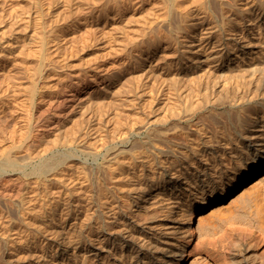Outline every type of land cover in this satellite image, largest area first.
Here are the masks:
<instances>
[{"label": "rangeland", "instance_id": "1", "mask_svg": "<svg viewBox=\"0 0 264 264\" xmlns=\"http://www.w3.org/2000/svg\"><path fill=\"white\" fill-rule=\"evenodd\" d=\"M195 1L0 0V156L2 155L0 159H7V157L16 158L14 161H10L9 158L7 159L8 161L4 159L5 161L3 162L7 163L10 161L7 164V170L4 172L9 178L5 175L0 176V264H69L71 256L74 257V264H83L84 259L88 258L86 250H89L85 243H91L100 236H120L119 238H121L122 236L130 237V235L133 236L134 234L136 235L134 237L137 238L136 241L142 240L143 242L147 233L152 234L156 231L163 236H167V239H170L172 238V234L169 233L172 230L170 227H166L170 223H173L170 224L173 226L177 225V232H184V234L188 235V239H192V244L190 245V248H192L190 250L193 248L195 250L197 247L195 251L192 250L194 254L191 252L188 255L185 264H214V254L218 252L214 251V254L212 253L215 249H213L214 246L211 242L215 241L214 238L216 237V241L220 244L222 242L221 238L224 237V234L226 235L227 230L233 224L232 222L234 224L236 222V226L240 225L247 229L248 227L253 228L256 234L255 237L259 239L261 246L264 247V234L259 235V232L262 234L264 231L257 226V222L255 223L260 217V214L258 216L255 215L260 205L262 207L260 209L264 214V187L260 192L246 197L235 206L234 211H238L235 214L239 213V216L236 214L238 217L236 219L238 220L231 221L229 213L227 214L228 216L224 215L227 217L216 218L217 222L214 220H211L214 223L211 221V223L206 222L205 227H199V219L206 214L203 212L217 204L218 201L200 205L199 201L205 197L206 191L201 188L192 187L194 184L197 185L195 180L199 181L198 178L200 176L204 177L202 174L217 162L226 167L227 170L234 168L235 162L232 152L236 143H241L242 140L246 139L249 142L251 141L252 145L259 148L257 152L264 151V144H260L262 142V138L260 137L264 136V61L262 60L264 59V7H262L264 6V0H261L263 1L261 4L260 0H257V2L256 0L239 1L240 5H243L245 9L252 7L248 9L252 14L242 17L235 16L231 12H229V16L228 14H222V8L220 9L219 7L222 6L220 2L223 0L213 1L214 3L216 2L215 5L217 1L221 5L217 4L218 7L217 5L214 7L218 11H216L217 9L213 11V7H211L214 5L213 3L209 6L211 7L210 9L206 7V10L204 9L203 12L198 9ZM209 12L211 14L213 12L214 14L211 15ZM218 12L221 16H218ZM210 15L212 19L209 18ZM206 18L211 19L208 24L206 23ZM215 19L221 20L223 24L221 21L219 24V20L215 21ZM229 19L232 20L230 21ZM211 22L212 24L215 23L213 24L215 27L212 26ZM260 22L261 24L258 26L257 24ZM218 26L219 28L221 27V30ZM209 29H212L211 31L215 35L217 33L215 36L216 41L218 40L217 43L221 44L226 39L230 40V44H235L229 53L225 52V48L220 50L223 45L221 47L217 45L219 50H217V46L215 48L211 46V50H208L209 53L205 51V45L208 42L205 40V37L210 33ZM216 29L217 31H215ZM224 30L225 32L222 33ZM6 31L7 33H5ZM218 34L220 36L225 35L220 37ZM234 35L237 37V41L231 40ZM202 40L206 42L204 43ZM219 51H221L222 55ZM213 52L216 53L213 55ZM209 54H212V57L214 56L211 59L212 61L210 60L211 56L210 58L207 57ZM202 55L207 56L203 57ZM199 58L202 60L200 61ZM164 65L166 68L163 67ZM210 68L214 69V71L209 78L207 74H211ZM185 70V73H188L187 76H184L186 74L182 73ZM214 73L215 75L217 74V78L215 79ZM180 77L184 79L187 77L185 80L189 84L191 83L190 85L193 88L185 92L184 86L182 87L178 83ZM188 77L189 79L193 77V79L188 80ZM168 80H171V83ZM141 83H143L142 86ZM193 83L196 85H193ZM78 86L81 88L77 89ZM174 86L175 88L171 91L170 89ZM194 86H199V88L197 87L198 90H195L197 88H194ZM164 89L173 92H170L171 102L165 101V95L162 94L164 91H161ZM176 90L179 92L178 94ZM117 91H120V93ZM112 92L117 93L114 95ZM181 92L185 98L184 100L183 97L181 98ZM180 93L181 96L179 95ZM175 94L178 97L180 96L179 100L181 99L182 101H180L184 102V105L178 102V100L176 101L178 98H176ZM185 100L187 101V105ZM202 102L206 104L203 105ZM209 102L214 105H211ZM191 103L193 105H190ZM173 106H177L178 111L175 110L176 112L173 111L171 113L172 110L177 109L176 107L173 109ZM191 107L193 108L191 109ZM197 107L200 108L197 109ZM179 110H181L182 115ZM192 110L194 112H191ZM227 112L236 116L235 122L228 119ZM167 114L169 117H167ZM177 114H179L178 117H184L179 118V120L183 121H177ZM171 115L173 118H171ZM162 119L167 121L168 126L166 128L165 125L160 123H164ZM167 119L170 120L169 124V120ZM171 119L173 123H171ZM175 121L177 122L174 123ZM213 127L215 129L214 132H216L215 134L213 133ZM220 127L223 128V131ZM150 131H156L155 133L159 132L163 135L166 134L165 136L168 134L172 139L178 137L183 144L176 145L172 141H168L170 142L168 144L167 140L163 141L161 137H156L155 141L152 139L153 142L150 141V143L152 142L150 144L145 138L149 135ZM217 132H219V135ZM223 134H225V137ZM210 135L212 138L215 135L214 140L209 137ZM123 138H126L125 142L127 144H125L124 148L118 144L121 140H124ZM208 139L210 140L208 144L211 143V146H206L208 144H205ZM22 141H25V143ZM102 141L103 143L105 141L111 142L112 144L108 142L109 148L115 146L114 148L118 149L119 146L121 150L124 149L127 152L131 151L133 153L135 151L139 154L142 151L144 154L140 153L141 159L137 155L138 157L134 161H128L129 159L126 156L130 154L123 156L125 153L122 152L119 156L115 155L116 150L113 148L112 150L108 148L105 150ZM21 143L25 146H21ZM31 143L34 145V148ZM166 143L170 145L171 149L167 147ZM26 144L28 146L30 144L29 147L33 149L30 148L29 151ZM152 144L153 147L151 146ZM148 145L150 148L152 147L153 151ZM131 146L132 148L134 147L132 150ZM26 148L27 151L25 150ZM167 148L169 149V154L165 155L166 152L164 150ZM110 151H113V154L110 155L111 158H109L110 156L105 158L104 154ZM117 151L120 150L118 149ZM135 152L133 153L134 156L137 154ZM38 153H42V157ZM24 155H30L31 158ZM57 155L58 157H56ZM32 156L35 157V160ZM62 157H68V160H63L64 158ZM47 158L49 161L53 159L63 161L46 172L41 169L45 163L49 162H46ZM120 159L127 160L126 164H122ZM29 160L31 163L28 162ZM14 162H18L19 166L22 163H28L26 165L22 164V169L19 166H17L18 168L14 166ZM112 162L115 165L110 164ZM141 162L144 163L141 164ZM117 163L119 167L122 166V169L118 167ZM135 163H138V166ZM11 164H13L14 169L11 168L12 166H8ZM62 164L64 165L62 166ZM108 165H112V167L110 168ZM24 166L27 167L25 168ZM115 166L118 167V170H116L117 167L115 168ZM8 167L10 168L8 169ZM101 167L104 171H100ZM141 167H145V172H143L144 170ZM112 168L115 171L112 170V172ZM138 170L140 173L142 171V173L140 174ZM97 171L98 173L109 172L105 173L106 175H103L104 173L101 175ZM116 171L117 173H115ZM263 171L264 169L242 181L237 188L227 195L225 200L229 202V198L232 194L238 192L242 184ZM20 174L22 176H19ZM109 174H115V177ZM183 174H187L188 176L183 178ZM99 176H102L101 181H99ZM158 177L160 178L158 179ZM165 179H168V181L170 179H179L180 182L185 179L189 180L188 182H192V185L182 183L185 186L182 194L184 195L186 192L190 194L184 199L186 202L181 200L186 203L185 206H182L183 202H175L173 200L174 198L171 196L173 191L169 189V186L163 185ZM102 181H105L106 184ZM114 181L117 183H114ZM21 182H23V185ZM109 182L114 184H109ZM16 183L20 187L16 186ZM11 184H14L18 188L15 189V186ZM117 184L118 186L116 187ZM99 185H103L104 187L100 186V189ZM94 186L97 188V191ZM105 187L108 190L107 192ZM85 188L89 189L87 190V194ZM10 189L15 190V194ZM99 189L102 191L100 192ZM18 190L19 192L16 195ZM4 193L8 197L4 196ZM10 193L11 195H9ZM19 193L20 196H18ZM90 193L98 200L92 198L93 196ZM13 194L15 198H13ZM105 194L107 195L105 197L108 199L104 197ZM138 194L140 196H137ZM9 196H13L11 197L13 200ZM86 196L88 200H85ZM116 196L118 198L114 202ZM145 199L148 200L146 201ZM100 200L106 201L105 203L102 202V205L106 204V206L104 205L105 207L100 206ZM89 201L93 204L89 203ZM148 201H151L150 204ZM153 201L160 202V205H158V202L154 204ZM151 203L154 205L150 206ZM258 203L259 206H257ZM167 204L168 206H166ZM245 204L246 207L244 206ZM195 205L200 206L198 211L190 213ZM249 205L252 206L249 207ZM92 207L96 209L94 210ZM116 207L119 211L116 210ZM168 207L172 211L168 212ZM110 208L113 211H110L112 210ZM253 209L258 210H255V213H253L251 211ZM90 210L94 213H91ZM83 211L89 214L88 217ZM240 215L243 217L240 218ZM83 216L87 218L85 219ZM95 216H98V218ZM192 217L193 220H191ZM249 217H254V219L250 218L252 220H249ZM84 219L90 221L86 222ZM123 219L126 220L124 221ZM224 219H226V222L231 221L230 223L228 222L229 225L225 223ZM82 220L83 222L81 223ZM142 220L143 223L141 222ZM127 221L131 222L130 227L134 228L127 230L125 228V224L129 223ZM85 222L86 224H84ZM89 222L90 224H88ZM191 223L195 228L194 235H192L189 225ZM215 223H218L219 227ZM97 224L103 227L101 228ZM85 225L86 228L84 229L83 226L85 227ZM121 226L124 227L121 228ZM157 226L162 228L163 232L167 228L166 232H164L165 234ZM108 227L109 229H107ZM38 228H40V231ZM141 228H144L142 232ZM158 228L159 231L157 230ZM150 229L154 230V232H151ZM42 231L45 234L41 233ZM214 231H216L215 234L213 233ZM83 232H86V234H83ZM118 232L121 233L118 234ZM77 233L87 237L80 236ZM143 233H146V236ZM57 235L60 238H57ZM173 235L175 234L173 233ZM84 238L87 239L86 242ZM63 239L67 240L63 242ZM75 239H78V242ZM94 241V245L92 244V246L96 248L93 249L91 254L93 258L90 255L91 263L89 262V264H119L120 257H124L128 250L126 242L120 239L118 241L122 242H119V245L109 244V247L113 248H111L113 251L109 252V254L113 252V256L111 254L109 256L107 247L101 244L104 242H99V238ZM171 241L175 242L174 245H170V248L176 250V245L180 241L178 242V239L175 240L173 238ZM98 242L99 245L97 244ZM193 245L196 246L193 247ZM209 245L210 247H208ZM92 246L89 245L88 248H92ZM199 247L201 248L199 249ZM102 249L105 250L103 251ZM209 249L211 252H208ZM206 250L207 252H205ZM84 252L87 256L84 255ZM115 252L119 254V257H117L118 254ZM209 254L212 255L209 256ZM75 256L78 258L76 259ZM98 260L99 262H97ZM167 263L166 260L165 264Z\"/></svg>", "mask_w": 264, "mask_h": 264}, {"label": "bare ground", "instance_id": "2", "mask_svg": "<svg viewBox=\"0 0 264 264\" xmlns=\"http://www.w3.org/2000/svg\"><path fill=\"white\" fill-rule=\"evenodd\" d=\"M213 1H216V0H196L195 2H196V4H197V7H198V9L201 11V12H203V10L206 8V7H209L210 5H212L214 2ZM219 1V0H218ZM217 1V4L219 3ZM221 1V0H220ZM239 1H241V0H223V1H221L220 3H222V6L221 5H219V6H221V7H219L220 9L222 8V14H224V15H227L228 14V16H229V12H231L232 14H235V16L236 15H238V16H247V15H249V14H252V12H250V11H248V9L249 8H252V7H249L248 9L246 8H243V5L241 6L240 5V2ZM245 1V0H244ZM261 1V0H260ZM259 1V2H260ZM243 2V1H242ZM256 2H257V0H256ZM263 1H261L260 2V4L262 3ZM115 3H116V1H115ZM216 3V2H215ZM215 3H214V5H212L211 7H213V11H215V9H217V8H215L214 9V7H216V5H215ZM244 4V3H243ZM247 4V3H246ZM256 4V3H255ZM218 5H217V7H218ZM263 5V4H262ZM245 6V5H244ZM247 6V5H246ZM251 6H253V5H251ZM257 6V5H256ZM111 7V6H110ZM114 7V6H113ZM115 7H116V5H115ZM211 7H209V9L211 8ZM254 7H255V5H254ZM262 7H264V6H262ZM112 8V7H111ZM114 9V8H113ZM117 9V8H116ZM219 9V10H220ZM261 9H263V8H261ZM206 10V9H205ZM251 10V9H250ZM252 10H254V9H252ZM38 11H40V10H38ZM115 11V10H114ZM197 11V10H196ZM216 11H218V9L216 10ZM208 12V11H207ZM254 12V11H253ZM257 12H258V10H257ZM206 13V12H205ZM210 14H211V12H209ZM262 13V12H261ZM200 14V13H199ZM214 13L212 12V14L211 15H213ZM216 14V13H215ZM257 14V13H256ZM211 15H210V17L209 18H211ZM221 16V14H219V12H218V16ZM254 15V14H253ZM208 16H209V14H208ZM234 16V15H233ZM233 16H232V19H233ZM250 16V15H249ZM231 17V16H230ZM240 17V18H241ZM254 17V16H253ZM204 18V17H203ZM209 18H206L207 20H206V23L208 24V22H209V20L211 21V19H209ZM215 18V17H214ZM235 18V17H234ZM244 18V17H243ZM242 18V19H243ZM248 18H250V17H248ZM205 19V18H204ZM221 19V18H220ZM231 19V20H232ZM252 20H253V18H251ZM121 20H122V18H121ZM120 20V21H121ZM125 20V19H124ZM123 20V21H124ZM217 19H215V21H216ZM219 20V19H218ZM217 20V21H218ZM222 20V19H221ZM221 20H219V24H220V21ZM225 20V19H224ZM230 20V19H229ZM230 20V21H231ZM237 20V19H236ZM246 20V19H245ZM245 20H243V21H245ZM250 20V19H249ZM203 21H205V20H203ZM213 21V20H212ZM226 21V20H225ZM228 21V20H227ZM234 21V20H233ZM251 21V20H250ZM117 22V21H116ZM122 22V21H121ZM120 22V23H121ZM214 22V21H213ZM235 22V21H234ZM252 22V21H251ZM221 23H222V21H221ZM231 23V22H230ZM255 23V22H254ZM197 24H198V22H197ZM202 24V23H201ZM211 24H212V22H211ZM213 24H215V23H213ZM212 24V26H214ZM223 24V23H222ZM225 24V23H224ZM257 24V23H256ZM261 24V22L260 23H258L257 25L259 26ZM118 25V24H117ZM217 25V24H216ZM202 26V25H201ZM208 26V25H207ZM222 26V25H221ZM225 26V25H224ZM224 26H223V28H224ZM226 26H227V22H226ZM256 26V25H255ZM262 26V25H261ZM208 27H211V26H208ZM215 27V26H214ZM217 27V26H216ZM212 28V27H211ZM218 28H219V26H218ZM254 28V27H253ZM252 28V29H253ZM258 28V27H257ZM256 28V29H257ZM259 28H261V27H259ZM12 29V28H11ZM220 30H221V27L219 28ZM236 29V28H235ZM210 30V29H209ZM212 30V29H211ZM209 31L210 33L208 34V36H206L205 37V40H207L208 42H207V44L205 45V47H206V50L205 51H208L209 49L211 50V46H214L213 48H215V46H217V45H220L219 47H221V45H223V47L220 49V50H222V49H226L225 50V52L226 53H229V51L234 47V45L235 44H233L232 45V43L230 44V40H226L225 39V42H221V44L220 43H217L218 42V40L216 41V35H217V33H216V35H215V33H213V31ZM254 30V29H253ZM261 30V29H260ZM215 31H217V29L215 30ZM227 31V30H226ZM220 32V31H219ZM225 32V30L222 32V33H224ZM238 32V31H237ZM242 32H243V30H242ZM5 33H7V31L5 32ZM207 33H208V31H207ZM226 34V33H225ZM224 34V35H225ZM235 34H237V33H235ZM239 34V33H238ZM114 35H115V33H114ZM219 36H220V34H218ZM223 35V36H224ZM222 36V35H221ZM220 36V37H221ZM222 36V37H223ZM231 36V35H230ZM220 37H217V38H220ZM232 37V36H231ZM202 38V37H201ZM204 38V37H203ZM229 38V37H228ZM239 39V38H238ZM231 40H235V41H237V37H235V35H234V37L233 38H231ZM202 41H204V40H202ZM206 41H204V43H205ZM220 42V41H219ZM237 43V42H236ZM200 44V43H199ZM208 44H209V46H208ZM200 45H202V44H200ZM199 45V46H200ZM238 46H240V44H238ZM201 47V46H200ZM219 47L217 46V50H219ZM204 48V47H203ZM200 49V48H199ZM203 51H204V49H202ZM209 50V51H210ZM197 51V50H196ZM199 51V50H198ZM209 51L207 52V53H209ZM213 51V50H212ZM202 52V51H201ZM201 52H199L200 54H201ZM220 52V54H221V51H219ZM214 53H216V52H213V55H214ZM218 53V52H217ZM204 54V53H203ZM205 54H206V52H205ZM219 54V53H218ZM212 54H209L208 56L207 55H202L203 57L205 56H207L208 58H210V56H211ZM217 55V54H216ZM222 55V54H221ZM219 56V55H218ZM166 57V56H165ZM164 57V58H165ZM201 57V56H200ZM214 57V56H213ZM212 56H211V58H210V60L213 58ZM139 58H142V57H139ZM198 58V57H197ZM263 58V57H262ZM216 59V58H215ZM162 60V59H161ZM164 60V59H163ZM199 60H200V58H199ZM202 60V59H201ZM200 60V61H201ZM218 60H220V59H218ZM248 60H249V58H248ZM263 61H264V59H262ZM179 61V60H178ZM197 61V60H196ZM208 61V60H207ZM212 61V60H211ZM160 62V61H159ZM166 62V61H165ZM180 62V61H179ZM221 62V61H220ZM260 62V61H259ZM164 63V62H163ZM213 63V62H212ZM177 64H178V62H177ZM181 64H183V63H181ZM200 64H202V63H200ZM209 64V63H208ZM210 64H211V62H210ZM209 64V65H210ZM223 64V63H222ZM263 64V63H262ZM261 64V65H262ZM156 65H158V64H156ZM176 65V64H175ZM174 65V66H175ZM195 65V64H194ZM196 65H198L197 63H196ZM182 66H184V65H182ZM213 66V65H212ZM217 66V65H216ZM264 66V65H263ZM163 67H165V65L163 66ZM176 67H177V65H176ZM181 67V66H180ZM198 67V66H197ZM200 67V66H199ZM202 67V66H201ZM166 68V67H165ZM183 68V67H182ZM191 68V67H190ZM212 68V67H211ZM210 68V69H211ZM215 68V67H214ZM245 68V67H244ZM247 68V67H246ZM155 69H157V68H155ZM159 69V68H158ZM180 69V68H179ZM203 69V68H202ZM217 69H218V67H217ZM181 70V69H180ZM191 70V69H190ZM206 71V70H205ZM212 71V72H211ZM211 71H209V72H211V74H207V77L209 76V78H210V76L212 75V73H213V71H214V69H211ZM186 72V70L184 71V72H182V73H185ZM216 72H217V70H216ZM215 72V73H216ZM215 73H214V75H215ZM186 74V73H185ZM188 74V73H187ZM187 74L186 75H184V76H187ZM179 75H181V74H179ZM198 75V74H197ZM196 75V76H197ZM196 76H194L195 78H196ZM198 76H201V75H198ZM205 76V75H204ZM216 76V77H215ZM214 76V79L215 78H217V74ZM218 76H219V74H218ZM174 77V76H173ZM182 77H183V75H182ZM182 77H180V79L177 81L179 84H180V86L182 85V87H183V89L185 90V92L186 91H188V90H191L193 87H191V83L189 84L185 79H187V77L184 79V78H182ZM213 77V76H212ZM167 78V77H166ZM170 78V77H169ZM200 78V77H199ZM202 78V77H201ZM171 79V78H170ZM192 79H193V77H192ZM192 79H189V77H188V80H192ZM197 79V78H196ZM195 79V80H196ZM207 79V78H206ZM213 79V78H212ZM211 80V79H210ZM142 81V80H141ZM167 81V80H166ZM168 81H170V83H171V80H168ZM151 82V81H150ZM192 82V81H191ZM195 83H196V81H194ZM197 82H198V80H197ZM207 82H208V80H207ZM143 83H144V80H143ZM143 83H141V86H142V84ZM148 83V82H147ZM166 84H167V82H165ZM176 83V82H175ZM177 83V84H178ZM195 83H193V85L195 84ZM199 83H201V82H199ZM205 83V82H204ZM140 84V83H139ZM151 84V83H150ZM176 84V85H177ZM197 84V83H196ZM195 84V85H196ZM148 85H149V83H148ZM165 85V84H164ZM171 85V84H170ZM192 85V86H193ZM198 85V84H197ZM200 85V84H199ZM147 86V85H146ZM173 86V85H172ZM136 87V86H135ZM179 87V86H178ZM198 88H199V86H197ZM197 87H195L194 86V88H197ZM81 87L80 86H78L77 87V89H80ZM102 88V87H101ZM105 88V87H104ZM107 88V87H106ZM165 88H166V86H165ZM173 88H175V86L174 87H172L171 89L168 87V89H170L171 91H172V89ZM177 88V87H176ZM198 88L197 89H195V90H198ZM168 89H164V90H161V91H164L162 94H164L165 95V101L167 100V102H169L170 101V99H171V95H170V92L171 91H169ZM105 90V89H104ZM178 90V89H177ZM176 90V91H177ZM103 91V90H102ZM115 92V91H114ZM118 93H120V91H117ZM116 92V93H117ZM183 92V91H182ZM181 92V93H182ZM113 93V92H112ZM116 93H113L114 95L116 94ZM171 93H173V92H171ZM176 93V92H175ZM179 92L177 91V94H178ZM181 93L179 94L180 96H181ZM161 94V93H160ZM162 94H161V96H162ZM177 94H175V96H177ZM202 95H203V93H201ZM155 95V94H154ZM154 95H153V97H154ZM187 95V94H186ZM189 95V94H188ZM191 95H192V93H191ZM113 96V95H112ZM152 96V95H151ZM159 96V95H158ZM180 96L178 97H176V98H178V99H176V101L178 100V102H181L180 100H179V98H180ZM114 97V96H113ZM116 97V96H115ZM183 97V100L185 99L184 98V96H183V93H182V96H181V98ZM186 97V96H185ZM188 97H190V96H188ZM192 97H193V95H192ZM117 98V97H116ZM157 98V97H156ZM163 98V97H162ZM162 98H161V100H162ZM163 98V99H164ZM174 98V97H173ZM172 98V99H173ZM187 98V97H186ZM154 99V98H153ZM205 99H207L206 97H205ZM151 100H152V98H151ZM155 100V99H154ZM157 100V99H156ZM159 100H160V98H159ZM190 100H191V98H190ZM208 100V99H207ZM186 101V100H185ZM188 101V104H189V99L187 100ZM187 101H186V105H187ZM152 102V101H151ZM171 102V101H170ZM173 102H174V100H173ZM172 102V103H173ZM191 102V101H190ZM206 102V101H205ZM211 102H213V101H211ZM153 103H154V101H153ZM177 103V102H176ZM182 103V102H181ZM184 103V102H183ZM182 103V105H184ZM193 103V102H192ZM190 104V105H193V104ZM208 103V102H207ZM210 103V102H209ZM214 103V102H213ZM171 104V103H170ZM202 104H203V102H202ZM204 104H206V103H204ZM203 104V105H204ZM211 104V103H210ZM233 104V103H232ZM169 105V104H168ZM174 105V104H173ZM199 105V104H198ZM211 105H214V104H211ZM236 105V104H235ZM234 105V106H235ZM167 106V105H166ZM206 106V105H205ZM205 106H204V108H205ZM216 106V105H215ZM214 106V107H215ZM174 107H176L177 108V106H173V109H174ZM186 107V106H185ZM188 107V106H187ZM168 108H169V106H168ZM171 108H172V106H171ZM179 108H180V106H179ZM193 107H191V109H192ZM196 108V107H195ZM194 108V109H195ZM200 108V107H199ZM198 107H197V109H199ZM203 108V109H204ZM151 109V108H150ZM152 109H153V107H152ZM152 109H151V112H152ZM182 109V108H181ZM184 109H186V108H184ZM190 109V110H191ZM193 109V110H194ZM230 109V108H229ZM178 111V108L177 109H174V110H172L171 111V113L174 111V112H176V111ZM188 110V109H187ZM191 111V112H194V111ZM150 111V110H149ZM154 111V110H153ZM169 111V110H168ZM167 111V112H168ZM180 112H181V110H179ZM183 111H185V110H183ZM198 111V110H197ZM203 111V110H202ZM204 111H206V110H204ZM232 111H233V109H232ZM231 111V112H232ZM236 111V110H235ZM200 112V111H199ZM179 113V112H178ZM233 113V112H232ZM148 114V113H147ZM169 114V113H168ZM168 114H167V117H169L168 116ZM176 114V113H175ZM194 114V113H193ZM198 114H201V113H198ZM227 115H228V119L230 120V121H234L235 122V117L236 116H234V114H231L230 112L228 113H226ZM178 115L179 114H177V119H175V120H177V121H183V120H179V118H182L183 116H179L178 117ZM181 115H182V112H181ZM196 115V114H195ZM226 115V116H227ZM166 116V115H165ZM187 116V115H186ZM185 116V117H186ZM201 116V115H200ZM199 116V117H200ZM210 116V115H209ZM166 117V118H167ZM191 117H193V116H191ZM198 117V118H199ZM203 117V116H202ZM165 118V119H166ZM171 118H173V116L171 115ZM175 118V117H174ZM184 118V117H183ZM189 118V117H188ZM187 118V119H188ZM195 118V117H194ZM197 119V118H196ZM227 119V120H228ZM142 120V119H141ZM161 120V119H160ZM167 120H169V119H167ZM185 120V119H184ZM162 121H164L163 119H162ZM171 121H172V119H171ZM177 121H175L174 123H176ZM186 121V120H185ZM157 122H159V121H157ZM169 122H170V120L168 121V124H169ZM161 124H163V125H165V128H166V126H168L167 125V121H164V123L163 122H160ZM171 123H173V121L171 122ZM235 124V123H234ZM161 128H162V126H160ZM221 128V127H220ZM222 129V131H223V128H221ZM154 130V129H153ZM159 130V129H158ZM220 130V129H219ZM215 131V129H214V127H213V133L215 134L216 132H214ZM225 132H227L226 130H224ZM156 132V131H155ZM155 132H151L150 131V133H148L149 135H147L145 138H146V141L148 140V142L150 143V141H152V139L154 140L156 137L158 138V137H161L162 139H163V141H165V140H167V142L168 141H172V142H174L176 145H181V144H183V142H181L179 139H178V137H175L176 139H172V137H169L168 136V134H167V136H165L166 134H162V133H159V132H157V133H155ZM211 132V131H210ZM165 133V132H164ZM212 133V132H211ZM218 133V135H219V132H217ZM146 134V133H145ZM170 134V133H169ZM220 134H222V133H220ZM227 134V133H226ZM172 135V134H171ZM212 135V134H211ZM211 135L209 136V137H211ZM224 135V137H225V134H223ZM223 135H220V136H223ZM173 136V135H172ZM214 136L215 135H213V138H214ZM262 136V135H261ZM219 137V136H218ZM223 137V138H224ZM228 137V136H227ZM244 137V136H243ZM144 138V139H145ZM179 138H181L180 136H179ZM212 137H211V139L212 140H214ZM221 138V137H220ZM260 138H262L261 140H262V142L260 143V144H264V136H262V137H260ZM124 140H121L118 144H120L119 146L120 147H125L127 144H126V138H123ZM188 139H190V138H188ZM188 139H187V141H188ZM219 140V139H218ZM217 140V141H218ZM222 140V139H221ZM224 140V139H223ZM110 141H112V140H110ZM143 141V140H142ZM155 141V140H154ZM159 141V140H158ZM161 141V140H160ZM186 141V142H187ZM193 141V140H192ZM23 143H25V141H22ZM109 142V141H108ZM106 142L105 141V143H103V141H102V145H104V147H105V150H106V148H108V149H111L112 150V148L113 149H115L114 147H108L109 146V143H111V142ZM147 142V143H148ZM153 142V141H152ZM151 142V143H152ZM162 142V141H161ZM170 142H168V144L170 143ZM202 142V141H201ZM208 142H210V140L208 139V141H206L205 142V144H208ZM234 143H235V141H233ZM30 143V142H29ZM146 143V142H145ZM150 143V144H151ZM174 143H172V144H174ZM112 144V143H111ZM117 144V143H116ZM126 144V145H125ZM135 144V143H134ZM143 144V143H142ZM154 144V143H153ZM153 144L151 145L152 147H153ZM167 143H166V145H168ZM202 144V143H201ZM22 145H24V144H22L21 143V146ZM27 146H28V144H26ZM31 145H33L32 143H31ZM144 145V144H143ZM146 145V144H145ZM176 145H174V146H176ZM211 146V143L210 144H208V145H206V146ZM21 146H19V147H21ZM25 146V145H24ZM29 146H30V144H29ZM27 147L28 149H29V151H30V148L31 147ZM119 146H118V149L120 150V151H117L118 149H115L116 150V153H114L115 155H118L119 156V154L120 153H122V152H124L125 154L123 155V156H125L126 154H130V155H127L126 157L129 159H127L128 161H130V160H132V161H134V159L136 158V157H138L139 156V158H140V153L142 152H140L139 154H138V152H135V151H133V153L135 152V153H137L135 156H134V154L131 152V151H126V150H121V148H119ZM133 146V145H132ZM132 146H131V150L134 148H132ZM170 145H168L167 147L168 148H170L169 147ZM103 147V148H104ZM148 147L150 148V146L148 145ZM147 147V148H148ZM152 147L150 148L152 151H153V149H152ZM23 148V147H22ZM27 148L25 149L26 151H27ZM33 148H34V145H33ZM33 148H31V149H33ZM117 148V147H116ZM128 148V147H127ZM130 148V147H129ZM166 149V150H164L166 153H165V155H168L169 154V149ZM206 148V147H205ZM213 148V147H212ZM24 149V148H23ZM154 149H155V147H154ZM171 149V148H170ZM173 149V148H172ZM258 149L259 148H257L255 145H252L251 144V141L249 142V141H247L246 139H244V140H242V142L241 143H236V145L234 146V151L232 152V156H233V158H234V162H235V164H234V168H231V169H229V170H227L226 169V167H224L222 164H220L219 162H217L213 167H210L208 170H206V172L207 171H209L208 173H204V174H202V175H204V177L203 176H200L198 179H199V181H197V180H195V182H197V185H195L194 184V186H192V187H194V188H198V189H203L204 191H206V195H205V197L202 199V200H200L199 201V204L200 205H204V204H209V203H211V202H214V201H218V203L217 204H215V205H213V206H211L208 210H206L205 212H203V213H206V214H204L203 216H201V218L199 219V227H203L204 225H206L205 223L207 222V223H209L211 220H214V221H216L215 219L216 218H219V217H221L222 218V216H224V215H227V214H229V219L231 218V221L232 220H235L236 218H238L237 217V215L239 216V213H236L235 214V212H238V211H234V209H235V206L237 205V204H239L242 200H244L246 197H248V196H250V195H252V194H254V193H256V192H260L261 191V189L264 187V171L262 172V173H260V174H258L257 176H255V177H253V178H251L249 181H246L244 184H242V186L239 188V190H238V192H236L235 194H232V196L229 198V202L228 201H226L225 200V198L227 197V195L229 194V193H231L235 188H237L239 185H240V183L242 182V181H244L246 178H248V177H250V176H252V175H255L256 173H258L259 171H261V170H263L264 169V151H262V152H257L258 151ZM45 150H47V149H45ZM32 152V151H31ZM96 152V151H95ZM163 152V151H162ZM171 152V151H170ZM235 152V153H234ZM29 153V152H28ZM34 153V152H33ZM40 153V152H39ZM38 153V154H39ZM101 153V152H100ZM143 153V152H142ZM141 153V154H142ZM164 153V152H163ZM172 153V152H171ZM96 154V153H95ZM103 154V153H102ZM111 154H113V151H110L109 153H105L104 154V157L105 158H108ZM144 154V153H143ZM42 153L41 154H39V156H41L42 157ZM138 155V156H137ZM149 155H151V154H149ZM153 155V154H152ZM155 155V154H154ZM171 155V154H170ZM2 156V155H1ZM1 156H0V158H1ZM25 157L26 156H28L29 158H31V156L30 155H24ZM24 156H22V157H24ZM54 156V155H53ZM114 156V155H113ZM117 156V157H118ZM122 156V155H121ZM143 156V155H142ZM22 157H20V158H22ZM41 157H40V159H41ZM44 157H46V156H44ZM43 157V158H44ZM56 157H58V155L56 156ZM116 157V158H117ZM152 157V156H151ZM9 157H7V159H8ZM14 157H12V158H9V160L10 161H14L16 158H14ZM19 158V157H18ZM28 158V159H29ZM32 158H34V160H35V157H33L32 156ZM37 158V157H36ZM42 158V159H43ZM48 158H50V157H48ZM48 158L46 159L47 161L46 162H48L49 160H48ZM60 158V157H59ZM58 158V159H59ZM62 158H64V157H62ZM68 157H66V158H64L63 160H65L66 159V161L68 160L67 159ZM109 158H111V156L109 157ZM121 158V157H120ZM153 158H155V156H153ZM157 158V157H156ZM4 159H6V158H4ZM1 160L0 159V176H2V175H5V171L7 170V164H9V162H3V161H5V160ZM6 159V160H7ZM25 159V158H24ZM23 159V162L25 161ZM118 159V158H117ZM123 159H125L124 157H123ZM123 159H120V162L122 163V164H126V162H127V160H123ZM141 159V158H140ZM26 160H27V158H26ZM45 160V159H44ZM63 160H61V161H63ZM72 160V159H71ZM145 160V159H144ZM154 160V159H153ZM8 161V160H7ZM41 161V160H40ZM61 161L60 160H57V159H53L52 161L50 160L48 163H45V165H43V167H42V171H49V170H51V169H53V167L54 166H57V164L58 163H61ZM137 161V160H136ZM135 161V162H136ZM142 161H143V159H142ZM20 162V161H19ZM29 163H31L30 162V160L28 161ZM28 162H26V164L28 163ZM44 162V161H43ZM117 162V161H116ZM11 163H13V162H11ZM25 163V162H24ZM24 163H22V164H24ZM41 163V162H40ZM65 163V162H64ZM106 163H109V162H106ZM129 163V162H128ZM133 163V162H132ZM142 163H144V162H141V164ZM156 163V162H155ZM157 163H158V160H157ZM14 166H19L18 164V162H14ZM17 164V165H16ZM21 164V166H19L20 168H22V165ZM26 164H24V165H26ZM110 164H114L113 162L112 163H110ZM118 164V163H117ZM136 164V163H135ZM134 164V165H135ZM138 164V163H137ZM136 164V165H137ZM30 165V164H29ZM59 165V164H58ZM64 164H62V166H63ZM112 165L111 166H109L110 168L112 167ZM115 165V164H114ZM135 165V166H136ZM146 165V164H145ZM144 165V166H145ZM8 166H12L11 168L12 169H14L13 168V164H11V165H8ZM28 166V165H27ZM26 166V167H27ZM62 166H60V167H62ZM102 166V165H101ZM138 166V165H137ZM147 166V165H146ZM211 166V165H210ZM15 167V168H16ZM25 167V166H24ZM25 167V168H26ZM37 167H38V165H37ZM40 167V166H39ZM104 167V166H103ZM108 167V169H110ZM114 167V166H113ZM117 166H115V168H116ZM118 167H119V164H118ZM118 167H117V169L116 170H118ZM122 166H120L119 168H121ZM132 167V166H131ZM158 167V166H157ZM10 167H8V169H9ZM18 168V167H17ZM24 168V169H25ZM102 168V167H101ZM134 168V167H133ZM140 168V167H139ZM144 171L143 172H145V170L146 169H144L145 167H141ZM147 168V167H146ZM160 168V167H159ZM11 169V170H12ZM23 169V168H22ZM39 169V168H38ZM58 169H59V167H58ZM98 169V168H97ZM106 169V168H105ZM107 169V170H108ZM122 169V168H121ZM120 169V170H121ZM15 170H17V169H15ZM20 170V169H19ZM36 170V169H35ZM34 170V171H35ZM106 170V171H107ZM112 170H114L113 168L111 169V171ZM124 170V169H123ZM140 170V169H139ZM139 170H138V172H139ZM166 170V169H165ZM25 171H26V169H25ZM99 171V170H98ZM98 171H97V173H98ZM100 171H104V169L102 168ZM110 171V170H109ZM108 171V172H109ZM115 171V170H114ZM135 171H136V169H135ZM167 171V170H166ZM107 172V173H108ZM113 172V171H112ZM128 172H129V170H128ZM147 172V171H146ZM104 173V172H103ZM103 173H98V174H103ZM106 173V172H105ZM103 174V175H106V174ZM115 173H117V171L115 172ZM133 173V172H132ZM131 173V174H132ZM135 173V172H134ZM140 173V172H139ZM141 173H142V171H141ZM140 173V174H141ZM165 173V172H164ZM111 174V173H110ZM109 174V175H110ZM124 175H125V173H123ZM136 174V173H135ZM10 175V174H9ZM13 175H15L14 173H13ZM108 175V176H109ZM113 175V174H112ZM112 175H110V176H112ZM115 175V174H114ZM113 175V176H114ZM127 175H128V173H127ZM139 175V174H138ZM184 175V174H183ZM6 176V175H5ZM5 176H3L4 178H5ZM19 176H22L21 174L19 175ZM109 176V177H110ZM112 176V177H113ZM129 176V175H128ZM145 176H147V175H145ZM158 176H160V175H158ZM188 175L187 174H185L184 176H183V178L184 177H187ZM6 177H8V175L6 176ZM11 177V176H10ZM97 177H98V175H97ZM111 177V179L113 180V178ZM115 177V176H114ZM135 177V176H134ZM191 177V176H190ZM189 177V178H190ZM9 178V177H8ZM7 178V179H8ZM19 178V177H18ZM99 181H101V178H102V176H99ZM104 178V177H103ZM108 178V177H107ZM117 178V177H116ZM133 178V177H132ZM147 178V177H146ZM148 178H149V175H148ZM160 177H158V179H159ZM2 179V178H1ZM6 179V178H5ZM17 179V178H16ZM16 179H15V181H16ZM115 179V178H114ZM150 179V178H149ZM162 179V178H161ZM4 180V179H3ZM23 180V179H22ZM21 180V181H22ZM105 180H107L106 178H105ZM111 180V181H112ZM116 181H117V179H115ZM155 180H157V179H155ZM13 181H14V179H13ZM17 181H19L18 179H17ZM92 181V180H91ZM98 181V180H97ZM108 181V180H107ZM109 181H110V179H109ZM116 181H114V183L116 182ZM154 181V180H153ZM152 181V182H153ZM158 181V180H157ZM187 181V182H186ZM189 180H185V179H183V181L182 182H180V180L179 179H174V180H169L168 181V179L166 180L165 179V181H164V186H169V189L170 190H172L173 192L170 194L174 199V201L175 202H179V201H181V200H183V201H185L184 199H186L190 194L188 193V192H186L184 195L182 194L183 193V189H184V184H182V183H188V184H190V185H192L191 183L192 182H188ZM191 181V180H190ZM24 182H25V180H24ZM103 182V181H102ZM101 182V183H102ZM121 182V181H120ZM194 182V183H195ZM1 183V182H0ZM22 183V185H23V182H21ZM93 183V182H92ZM103 183H105V181L103 182ZM102 183V184H103ZM114 183H111V182H109V184H114ZM117 183V182H116ZM119 183V182H118ZM131 183H132V181H131ZM145 183H146V181H145ZM158 183V182H157ZM14 184H15V182H14ZM14 184H11V185H14ZM26 184V183H25ZM99 184V183H98ZM106 184V183H105ZM108 184V185H109ZM143 184V183H142ZM153 184V183H152ZM19 186V184H17L16 183V186ZM21 185V186H22ZM87 185V184H86ZM93 185V184H92ZM97 185V184H96ZM104 185V184H103ZM103 185H99V188L101 189V187L100 186H103ZM111 185V186H112ZM1 186V185H0ZM15 186V185H14ZM16 186H15V189H17L16 188ZM90 186V185H89ZM115 186V185H114ZM118 186V184L116 185V187ZM147 186H148V184H147ZM147 186H145V187H147ZM150 186V185H149ZM12 187V186H11ZM20 187V186H19ZM86 187H88V186H86ZM91 187V186H90ZM90 187H88V188H90ZM93 187V186H92ZM95 187V186H94ZM104 187V186H103ZM116 187H115V189H116ZM165 187V188H166ZM187 187V186H186ZM96 188V187H95ZM119 188V187H118ZM149 188V187H148ZM153 188H154V186H153ZM161 188V187H160ZM86 189V188H85ZM100 189H99V191H100ZM105 189H106V187H105ZM104 189V190H105ZM112 189H113V187H112ZM187 190H188V188H186ZM10 190H12V189H10ZM87 190H89V189H86V194H87ZM91 190V189H90ZM161 190V189H160ZM166 190V189H165ZM13 191V190H12ZM15 191V190H14ZM14 191H13V193H14ZM85 191V190H84ZM92 191V190H91ZM96 191H97V188H96ZM102 191V190H101ZM100 191V192H101ZM108 190L106 189V192H107ZM141 191H143V190H141ZM141 191H140V193H141ZM144 191H146V190H144ZM150 191V190H149ZM4 192V191H3ZM11 192V191H10ZM18 192H19V190L17 191V193H16V195L18 194ZM20 192H22L21 190H20ZM99 192V193H100ZM105 192V191H104ZM110 192V191H109ZM118 192V191H117ZM139 192V191H138ZM168 192V191H167ZM2 193V192H1ZM7 193V192H6ZM6 193H4L3 195L4 196H7L6 195ZM92 193V192H91ZM91 193H90V195H91ZM94 193V192H93ZM113 193H114V191H113ZM145 193V192H144ZM144 193H142V194H144ZM15 194V193H14ZM13 194V195H14ZM104 194V193H103ZM115 194V193H114ZM141 194V195H142ZM9 195H11V193L9 194ZM21 195H22V193H21ZM119 195V194H118ZM132 195V194H131ZM130 195V196H131ZM168 195V194H167ZM18 196H20V193H19V195ZM17 196V197H18ZM91 196H93V195H91ZM105 196H107L106 194L104 195V197ZM109 196V195H108ZM115 196V195H114ZM137 196H140L139 194L137 195ZM165 196V195H164ZM170 196V197H171ZM8 197V196H7ZM10 197V199L11 200H13L11 197H13V196H9ZM132 197V196H131ZM169 197V196H168ZM13 198H15V195H14V197ZM87 198V196L85 197V200H88V199H86ZM89 198V197H88ZM92 198H96V197H92ZM91 198V199H92ZM103 198V197H102ZM105 198H107V197H105ZM116 198H118L117 196L114 198V202H115V199ZM133 198V197H132ZM131 198V199H132ZM139 198H141V197H139ZM144 198V197H143ZM164 198V197H163ZM165 198H167V197H165ZM9 199V200H10ZM90 199V198H89ZM97 199V198H96ZM100 199V198H99ZM108 199V198H107ZM93 200V199H92ZM98 200V199H97ZM96 200V201H97ZM106 200V199H105ZM117 200V199H116ZM136 200V199H135ZM146 200V199H145ZM148 200V199H147ZM146 200V201H147ZM153 200V199H152ZM151 200V201H152ZM161 200H162V198H161ZM169 200H171V199H169ZM96 201H94V202H96ZM101 201V200H100ZM100 201H98V202H100ZM104 200H102L101 201V205L100 206H106V204H104V205H102V202H103ZM150 201V202H151ZM168 201V200H167ZM183 201H181V202H183ZM257 201H259V200H257ZM256 201V202H257ZM106 202V201H105ZM105 202H103V203H105ZM112 202H113V200H112ZM118 202V201H117ZM149 202V201H148ZM150 202H149V204H150ZM156 202H158V201H156ZM156 202H154L153 201V203L155 204ZM165 202H166V200H165ZM165 202H163V203H165ZM173 202V201H172ZM186 202V201H185ZM87 203V202H86ZM89 203H92V202H90L89 201ZM111 203V202H110ZM153 203H151V205L150 206H152V204ZM160 202H158V205H160L159 204ZM163 203H161V204H163ZM174 203V202H173ZM172 203V204H173ZM259 203H260V201H259ZM259 203H258V205L257 206H259ZM83 204H85V203H83ZM93 204V203H92ZM100 204V203H99ZM117 204H120V203H117ZM148 204V205H149ZM153 204V205H154ZM169 204V203H168ZM168 204L166 205V206H168ZM171 204V203H170ZM94 205H95V203H94ZM175 205H177L176 203H175ZM186 205V203H184L183 202V204H182V206H185ZM248 205V204H247ZM255 205V207H257ZM104 206V207H105ZM110 207H111V205H109ZM121 207H123L122 205H120ZM125 206V205H124ZM165 206V207H166ZM174 206V205H173ZM245 207H246V204L244 205ZM252 206V205H251ZM250 205H249V207H251ZM263 206V205H262ZM85 207V206H84ZM97 207V206H96ZM99 207V206H98ZM103 207V208H104ZM120 207V208H121ZM179 207V206H178ZM199 205H195V207H193V209L191 210V212L190 213H193V212H195V211H198V209H199ZM202 207H204V206H202ZM81 208H82V205H81ZM87 208V207H86ZM93 208V207H92ZM100 208V207H99ZM114 208V207H113ZM147 208V207H146ZM169 208V211L168 212H170V207H168ZM182 208V207H181ZM248 208V207H247ZM258 208V207H257ZM260 208H262L261 207V205H260V207H259V210L258 209H255V210H258L256 213H255V210L253 209V210H251L253 213H255V215H257L258 216V214H260V217L258 218V221H255L256 220V218H255V223L257 222L258 223V225L257 226H259V228H261V229H263V231H264V214H263V212H262V210L260 209ZM80 209V208H79ZM87 209H90V208H87ZM87 209H86V212H87ZM94 210L96 209V208H93ZM110 209H112V208H110ZM109 209V210H110ZM119 209V208H118ZM125 209V208H124ZM124 209H123V211H124ZM132 209V208H131ZM84 210V209H83ZM93 210V211H94ZM104 210V209H103ZM115 210V209H114ZM116 210H117V207H116ZM122 210V209H121ZM146 210V209H145ZM149 210V209H148ZM89 211V210H88ZM91 211V210H90ZM98 211V210H97ZM110 211H113V209L112 210H110ZM117 211H119V210H117ZM153 211V210H152ZM172 211V210H171ZM84 212V211H83ZM86 212H84V213H86ZM96 212V211H95ZM107 212V211H106ZM105 212V213H106ZM149 212H150V210H149ZM154 212V211H153ZM174 212V211H173ZM249 212V211H248ZM89 213V212H88ZM91 213H94V212H92L91 211ZM108 213V212H107ZM106 213V214H107ZM116 213V212H115ZM126 213V212H125ZM146 213H148V212H146ZM151 214H152V212H150ZM253 213H251L252 215H253ZM102 214V213H101ZM113 214V213H112ZM123 214V213H122ZM150 214V216L152 217V215ZM171 214V213H170ZM86 215H87V217H88V215L89 214H87L86 213ZM85 214H84V216H86ZM95 215V214H94ZM109 215V214H108ZM121 215V214H120ZM146 215V214H145ZM157 215V214H156ZM187 215H189V214H187ZM255 215H253V216H255ZM83 216V217H84ZM106 216V215H105ZM104 216V217H105ZM110 216H111V214H110ZM117 216V215H116ZM125 216V215H124ZM123 216V217H124ZM147 216H148V214H147ZM191 216H193V215H191ZM228 216V215H227ZM227 216H224V217H227ZM249 216H250V214H249ZM257 216H255V217H257ZM82 217V218H83ZM87 217H84L85 219L87 218ZM93 217V216H92ZM96 217V216H95ZM103 217V216H102ZM119 217V216H118ZM128 217H130V216H128ZM145 217V216H144ZM143 217V218H144ZM149 217V216H148ZM148 217H146L147 219H148ZM241 217H243L242 215H240V218ZM96 218H98V216L96 217ZM99 218H101V217H99ZM116 218V217H115ZM134 218V217H133ZM142 218V217H141ZM155 218H157V217H155ZM167 218V217H166ZM250 218H252V217H249V220H252V219H254V217L252 218V219H250ZM84 219V221H86V222H88V221H90V220H85ZM93 219H95V218H93ZM102 219V218H101ZM104 219H106V218H104ZM107 219H108V217H107ZM118 219V218H117ZM116 219V220H117ZM121 219V218H120ZM227 219V218H226ZM226 219H224V221H225V223L226 224H228V222L230 223L231 221H227L226 222ZM100 220V219H99ZM99 220H96V221H99ZM124 221L126 220V219H123ZM159 220H160V218H159ZM162 220V219H161ZM173 220H174V217H173ZM175 220H177V219H175ZM191 220H193V217H192V219ZM228 220V219H227ZM236 220H238V219H236ZM248 220V221H249ZM102 222H105V221H103V220H101ZM134 221V220H133ZM132 221V222H133ZM137 221H138V223H139V220L137 219ZM146 221V220H145ZM148 221V220H147ZM150 221V220H149ZM243 221H244V219H243ZM253 221V222H254ZM83 222V220L81 221V223ZM86 222L84 223V224H86ZM117 222V221H116ZM127 222H129V221H127ZM136 222V221H135ZM142 223H143V220L141 221ZM211 222H213V221H211ZM210 222V223H211ZM217 222V221H216ZM95 223V222H94ZM97 223H101V222H97ZM164 223V222H163ZM214 223V222H213ZM219 223V222H218ZM218 223H215V225L217 226V227H219V224ZM233 224H232V226H230V228L228 229V228H226V229H228L227 231V233H226V235L224 234V237H222L221 239V243L219 244L217 241H216V237L214 238L215 239V241H213V242H211L212 244H213V246H214V248L213 249H215V250H213L212 251V253L214 252V251H216V252H218L217 254H214L215 255V257H214V255H213V257L215 258H213L212 256V258L214 259V264H264V247H262L261 246V244H260V241H259V239H257V237H255L256 236V234H255V231H254V229L253 228H250V227H248V226H246V227H248V229L247 228H245V227H242V226H236V222H235V224H234V222H232ZM250 223V222H249ZM88 224H90V222L88 223ZM107 224H108V222H107ZM106 224V225H107ZM120 224V223H119ZM124 224V223H123ZM145 224V223H144ZM167 224V223H166ZM165 224V225H166ZM170 224H173V223H170ZM169 224V225H170ZM253 224V223H252ZM81 225H83V224H81ZM96 225V224H95ZM97 225H100V224H97ZM106 225H105V227H106ZM110 226H112L111 224H109ZM130 225H131V222H129L128 224H125V228H127V230L129 229V228H134V227H130ZM160 225H162V224H160ZM166 225V227L168 226V227H170V229L172 230V231H170L171 233H169V234H172V238L173 239H178V242L180 241V243L178 244V245H176V250H172L171 248H170V245H174V242H172L171 241V239L172 238H170V239H167V236H163L162 234H159V233H157V231L155 232V233H143L146 237H144V239H143V242H142V240L140 241H136V239L137 238H135L136 237V235H135V237H134V235L133 236H131L130 235V237H127V236H122L121 238H119L118 236H116V237H113V236H100V237H98L99 238V242L101 241V242H104V243H101V244H103L102 246H106L107 248V252H108V255L110 256V254H109V252H111V251H113V250H111V248L109 247V244L110 243H113V244H117V245H119L120 243L119 242H122V241H118V240H120V239H123L124 240V242H126V245L129 247H127V251H126V255L124 256V257H122V259H121V257H120V260H119V264H165V262H166V260H167V262L169 263V264H185V262L187 261V257H188V255L191 253V252H193L192 250H194V248L192 249V250H190L191 248H190V245L192 244V239H188L189 237H188V235L187 234H184V232L182 233V232H177L178 230H177V225L176 226H173V225ZM175 225V224H174ZM190 225V227H191V230H192V235H194V231H195V228L193 227V225H192V223L191 224H189ZM215 225L213 224V226L215 227ZM229 225V224H228ZM242 225V224H241ZM90 226V225H89ZM133 226V225H132ZM134 226H135V224H134ZM154 226V225H153ZM212 226V227H213ZM37 227V226H36ZM100 227H101V225H100ZM99 227V228H100ZM103 227V226H102ZM101 227V228H102ZM115 227V226H114ZM120 227V226H119ZM122 227H124V226H121V228ZM151 228H152V226H150ZM157 227H159V226H157ZM205 227V226H204ZM216 227V228H217ZM83 228L85 229L86 228V225H85V227L83 226ZM91 228V227H90ZM98 228V229H99ZM136 228V227H135ZM139 228V227H138ZM145 228V227H144ZM144 228H141V232H142V229H144ZM147 228V227H146ZM154 228V227H153ZM160 228V227H159ZM159 228L157 229L158 231H159ZM179 228V227H178ZM39 229V231H40V228H38ZM76 229V228H75ZM82 229V228H81ZM84 229H83V231H84ZM88 229H89V227H88ZM92 229V228H91ZM97 229V228H96ZM107 229H109V227L107 228ZM119 229V228H118ZM118 229H117V231H118ZM156 229V228H155ZM170 229H168V230H170ZM201 229H204V228H201ZM35 230H36V228H35ZM92 230H94V229H92ZM102 230V229H101ZM105 230V229H104ZM120 230V229H119ZM122 230V229H121ZM126 230V229H125ZM138 230V229H137ZM151 230V229H150ZM160 230H162V228H160ZM166 230H167V228H166ZM166 230L164 231V232H166ZM179 230H180V228H179ZM183 230V229H182ZM76 231V230H75ZM78 231H79V229H78ZM81 231V230H80ZM86 231V230H85ZM91 231V230H90ZM144 231V230H143ZM154 232V230H151V232ZM181 231V230H180ZM225 231V230H224ZM106 232H107V230H106ZM105 232V233H106ZM122 232V231H121ZM121 232H118V234H120ZM124 232V231H123ZM131 232H132V230H131ZM140 232V231H139ZM144 232H146V231H144ZM162 232H163V230H162ZM163 232V233H164ZM215 232L216 231H214L213 233L215 234ZM226 232V231H225ZM224 232V233H225ZM36 233H38V232H36ZM41 233H44L43 231L41 232ZM81 233V232H80ZM90 233V232H89ZM167 233H168V231H167ZM173 233L176 235H173ZM218 233V232H217ZM45 234V233H44ZM43 234V235H44ZM78 234V233H77ZM76 234V235H77ZM83 234H86V232L84 233L83 232ZM82 234V235H83ZM91 234H92V232H91ZM111 234H112V232H111ZM142 234V233H141ZM165 234V233H164ZM264 233H260L259 232V235H263ZM42 235V236H43ZM60 235H62V234H60ZM78 235H80V234H78ZM82 235H80V236H82ZM117 235V234H116ZM127 235V234H126ZM217 235V234H216ZM59 235H57V238H60V237H58ZM84 236V235H83ZM138 236V235H137ZM139 236H140V234H139ZM138 236V237H139ZM39 237H40V235H39ZM38 237V238H39ZM64 237V236H63ZM78 237V236H77ZM76 237V238H77ZM84 237H87V236H84ZM88 237H89V235H88ZM141 237V236H140ZM214 237V236H213ZM37 238V239H38ZM94 238V237H93ZM98 238H96V239H98ZM219 239H220V237H218ZM40 239V238H39ZM74 239V238H73ZM72 239V240H73ZM81 239V238H80ZM83 239V238H82ZM85 239V238H84ZM90 239V238H89ZM88 239V240H89ZM96 239H94V240H96ZM138 239H141V238H138ZM213 239V238H212ZM218 239V240H219ZM67 240V239H66ZM66 240H64L63 239V242H65ZM76 240V239H75ZM86 240L87 239H85V242H86ZM93 240V241H94ZM31 241V240H30ZM59 241V240H58ZM77 242H78V239L76 240ZM90 241V240H89ZM91 241H92V239H91ZM93 241L90 243H85V245L87 246V249H89V250H86V252L88 253V256L86 255V253L84 252V255H86L88 258L87 259H84V263H83V261H82V263L83 264H89V262L91 261V258H90V255L92 254V251H93V249L94 248H96L95 246H92V244H93ZM211 241V240H210ZM1 242H3V241H1ZM56 242V241H55ZM62 242V243H63ZM72 242V241H71ZM75 241H73V243H74ZM95 242V241H94ZM99 242L97 243L98 245H99ZM119 243V244H118ZM200 243V242H199ZM20 244V243H19ZM58 244V243H57ZM75 244H76V242H75ZM78 244V243H77ZM82 244H83V242H82ZM96 244V245H97ZM124 244V243H123ZM122 244V245H123ZM198 244V243H197ZM201 244V243H200ZM18 245V244H17ZM47 245H48V243H47ZM89 245L90 246H92V248H88L89 247ZM94 245V244H93ZM121 245V246H122ZM20 246V245H19ZM22 246H23V244H22ZM86 246H85V248H86ZM112 246V245H111ZM125 246V245H124ZM194 246H196V245H193V247ZM198 246V245H197ZM212 246V245H211ZM15 247V246H14ZM98 247V246H97ZM204 247V246H203ZM207 247V246H206ZM208 247H210V245L208 246ZM207 247V248H208ZM19 248V247H18ZM22 248V247H21ZM99 248V247H98ZM105 248V247H104ZM116 248V247H115ZM122 248V247H121ZM201 247H199V249H200ZM212 248V247H211ZM17 249V248H16ZM101 249V248H100ZM113 249V248H112ZM175 249V248H174ZM197 249V247L195 248V250ZM203 249V248H202ZM201 249V250H202ZM103 250V249H102ZM105 250V249H104ZM103 250V251H104ZM117 250V249H116ZM172 250V251H171ZM189 250H190V252H189ZM194 250V251H195ZM95 251H97V250H95ZM119 251V250H118ZM121 251V250H120ZM202 251H204V250H202ZM211 252V250L209 249L208 250V252ZM172 252V253H171ZM198 252V251H197ZM205 252H207V250L205 251ZM215 252V253H216ZM116 253V252H115ZM121 253H122V251H121ZM128 253V254H127ZM82 254V253H81ZM96 254H97V252H96ZM107 254V253H106ZM105 254V255H106ZM116 254H118V253H116ZM123 254V253H122ZM125 254V253H124ZM193 254H194V252H193ZM199 254V253H198ZM83 255V254H82ZM81 255V256H82ZM83 255V256H84ZM112 256H113V252H112V254H111ZM210 255H212V254H209V256ZM71 256V255H70ZM94 256V255H93ZM96 256V255H95ZM98 256V255H97ZM91 257H92V255H91ZM117 257H119V254H118V256ZM70 258V257H69ZM73 258L74 257H72L71 256V259H70V263L69 264H74L73 263ZM75 258H76V256H75ZM78 258V257H77ZM76 258V259H77ZM83 258V257H82ZM81 258V259H82ZM93 258V257H92ZM97 258V257H96ZM80 259V260H81ZM99 259V258H98ZM83 260V259H82ZM95 260V259H94ZM93 260V261H94ZM97 260V259H96ZM103 260H104V258H103ZM102 260V261H103ZM68 261H69V259H68ZM75 262V261H74ZM77 262H79V261H77ZM97 262H99V260L97 261ZM115 262V261H114ZM113 262V263H114ZM91 263V262H90ZM95 263V262H94ZM110 263V262H109ZM116 263H117V261H116ZM167 263V264H168ZM212 263V262H211ZM79 264V263H78ZM99 264V263H98ZM108 264V263H107ZM115 264V263H114Z\"/></svg>", "mask_w": 264, "mask_h": 264}]
</instances>
